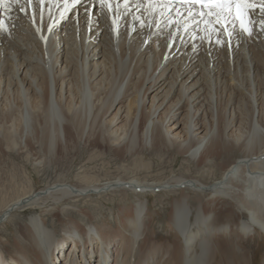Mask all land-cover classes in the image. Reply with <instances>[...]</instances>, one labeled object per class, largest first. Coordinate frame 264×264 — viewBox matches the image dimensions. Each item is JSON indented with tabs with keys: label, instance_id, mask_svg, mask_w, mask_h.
<instances>
[{
	"label": "bare ground",
	"instance_id": "obj_1",
	"mask_svg": "<svg viewBox=\"0 0 264 264\" xmlns=\"http://www.w3.org/2000/svg\"><path fill=\"white\" fill-rule=\"evenodd\" d=\"M240 8L250 35L229 17L228 32L217 24L209 38L199 23L215 20L201 15L208 8L138 0L0 4V125L18 126L19 152L35 153L39 132L54 156L56 142L81 128L99 132L115 151L139 142L195 167L240 153L209 184L84 179L32 190L0 211V226L10 227L7 234L0 228V264H253L246 241L256 231L264 237V0ZM173 191L182 195L164 224L172 241L159 246L147 197ZM120 192L133 197L129 206L107 200ZM188 192L207 198L191 206ZM105 201L116 208L117 229L90 213Z\"/></svg>",
	"mask_w": 264,
	"mask_h": 264
},
{
	"label": "rangeland",
	"instance_id": "obj_2",
	"mask_svg": "<svg viewBox=\"0 0 264 264\" xmlns=\"http://www.w3.org/2000/svg\"><path fill=\"white\" fill-rule=\"evenodd\" d=\"M16 126L0 125V131L2 129L0 136V211L7 203L32 190H38L54 183H69L80 186L79 183L84 179L99 181L125 179L140 182L196 179L203 184H209L210 181L220 177L219 165H225L240 157L239 152L232 150L214 159V165L211 167H195V165H191L192 162L173 152H148L141 147L139 142L136 147H129L126 144L128 147L123 145L115 151L103 143L104 139H100L99 132L87 130L84 133L81 128H78L77 131L70 128L71 139L66 140L64 144L56 142L54 156L51 157L47 155L45 136L36 132L38 141L33 142L37 145L36 151L28 154L19 152L20 144L17 138L19 129ZM40 144L41 151L39 153L38 145ZM35 155L41 158V164L33 162ZM181 195V192L173 191L159 192L147 197L149 214L153 217L154 222L153 230L156 237L160 238V240H156L159 246H164L167 241H172V235L166 233L167 229L164 228V224H166L171 212V203L181 198ZM187 196L191 206L196 205L197 202L205 201L207 198V196L189 192ZM107 200H114L121 206H129L134 199L128 193L120 192L107 197ZM108 203L99 209L91 208L90 213L98 224L102 223L117 229V223L114 220L116 219L114 216L116 208L107 205ZM221 203L217 202L215 207L218 205L220 207ZM88 204L94 205L95 203L89 201ZM205 211L206 214L211 212L208 207ZM219 211L217 210V212ZM17 216L22 217L20 213H17ZM0 228L5 231V234L10 229L7 224L1 225ZM4 239V235L0 234V241ZM245 246L252 250L254 255L252 263L260 264L264 258L263 235L256 231L252 238L247 239ZM66 253L65 251L64 254Z\"/></svg>",
	"mask_w": 264,
	"mask_h": 264
},
{
	"label": "snow or ice",
	"instance_id": "obj_3",
	"mask_svg": "<svg viewBox=\"0 0 264 264\" xmlns=\"http://www.w3.org/2000/svg\"><path fill=\"white\" fill-rule=\"evenodd\" d=\"M6 0H0V4H4ZM12 3H19V0H11ZM32 2V0H29ZM79 2V0H76ZM101 5L106 3L110 4L111 0H99ZM180 3H190L192 5L200 4L204 7H207L209 11L207 13L201 11V15L204 17H209L213 13L215 14V20L212 19H203L199 21V23L205 24L204 31L210 34L215 32V25H220L225 32H228L226 24L228 22V18L232 17L233 19H239L240 28L242 31L247 32L249 35L251 34V29L246 24V18L244 17L240 5H244L247 3V0H180ZM235 6L236 15L233 17V8ZM191 12V9H188ZM248 23H251L250 21ZM264 24V21L261 22ZM2 25H0V29H2ZM231 35V33H228ZM217 43H224L223 41L217 40Z\"/></svg>",
	"mask_w": 264,
	"mask_h": 264
}]
</instances>
